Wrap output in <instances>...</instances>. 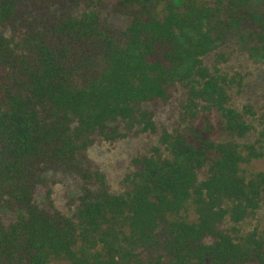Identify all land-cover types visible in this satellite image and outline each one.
Instances as JSON below:
<instances>
[{"label": "trees", "instance_id": "obj_1", "mask_svg": "<svg viewBox=\"0 0 264 264\" xmlns=\"http://www.w3.org/2000/svg\"><path fill=\"white\" fill-rule=\"evenodd\" d=\"M107 5L0 0V264H264V237L236 226L264 196V171L242 168L264 157V131L245 149L193 128L166 133L168 155L135 157L122 193L88 155L97 142L154 132L146 104L169 99L177 84L192 105L220 113L226 135L247 138L251 109L230 104L228 78L204 57L247 16L256 37L248 51L264 62V8L255 0H113L130 20L120 27L103 17ZM46 172L78 178L72 215L38 203Z\"/></svg>", "mask_w": 264, "mask_h": 264}, {"label": "rangeland", "instance_id": "obj_2", "mask_svg": "<svg viewBox=\"0 0 264 264\" xmlns=\"http://www.w3.org/2000/svg\"><path fill=\"white\" fill-rule=\"evenodd\" d=\"M113 0H107L103 17L111 24L125 27L130 21L115 13L112 9ZM264 8V0H255ZM1 31V30H0ZM255 26L247 16L234 20L230 35L223 45L204 57L205 64L212 72L228 78L230 104L243 111L251 109L248 120L254 125L247 138H232L225 134L220 113L209 104L197 100L190 103L189 91L182 84L173 88L167 100H156L146 104L152 114L156 130L140 135L129 136L117 141L97 142L88 150V155L96 167L105 175V181L113 193H122L127 188V178L134 170L133 160L139 155H154L159 150L164 156L168 150L162 138L166 133L189 132L192 128L201 130L216 141L232 140L245 146L259 141L264 131V62L251 58L248 48L256 43ZM245 155L250 156L248 151ZM252 157V156H251ZM244 174L264 171V157H252L250 162L242 165ZM205 172H200L204 177ZM78 178L61 172H46L37 189V201L45 209L54 208L72 215L76 208L77 196L80 193ZM14 213L8 209L2 211L5 222H10ZM227 227L233 226L231 222ZM243 234L256 232L264 237V196L260 207L243 222L236 225ZM54 264H63L58 261Z\"/></svg>", "mask_w": 264, "mask_h": 264}]
</instances>
